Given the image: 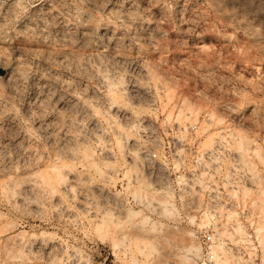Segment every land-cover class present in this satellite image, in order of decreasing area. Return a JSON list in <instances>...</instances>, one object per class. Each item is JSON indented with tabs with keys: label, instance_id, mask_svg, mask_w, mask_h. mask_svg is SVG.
Listing matches in <instances>:
<instances>
[{
	"label": "rangeland",
	"instance_id": "obj_1",
	"mask_svg": "<svg viewBox=\"0 0 264 264\" xmlns=\"http://www.w3.org/2000/svg\"><path fill=\"white\" fill-rule=\"evenodd\" d=\"M149 132L226 145L242 166L212 183L239 205L149 207ZM206 244L264 264V0H0V264H212Z\"/></svg>",
	"mask_w": 264,
	"mask_h": 264
},
{
	"label": "built area",
	"instance_id": "obj_2",
	"mask_svg": "<svg viewBox=\"0 0 264 264\" xmlns=\"http://www.w3.org/2000/svg\"><path fill=\"white\" fill-rule=\"evenodd\" d=\"M195 128V123L188 126L191 133L195 132ZM136 142L140 168L148 178L149 188L155 193L147 200L149 207L172 204L185 212L199 211L205 215L204 222L212 224V208L239 205L237 199L227 191L237 190L233 176L225 186L212 183L214 158H227L226 170L232 175L242 166L226 145L212 147L211 142L208 146H202L195 135L163 136L161 132H149V136ZM210 237L209 233L201 234L204 242H208ZM204 251V257L214 264L215 254L211 252L209 244H206Z\"/></svg>",
	"mask_w": 264,
	"mask_h": 264
},
{
	"label": "bare ground",
	"instance_id": "obj_3",
	"mask_svg": "<svg viewBox=\"0 0 264 264\" xmlns=\"http://www.w3.org/2000/svg\"><path fill=\"white\" fill-rule=\"evenodd\" d=\"M111 89H112V88H111ZM111 91H113V90H111ZM114 92H115V91H114ZM125 132H126V131H125ZM57 156H58V155H57ZM59 156H60V155H59ZM58 164H59V163H58ZM45 165H46V164H45ZM54 166H55V165H54ZM54 166H53V167H54ZM56 166H57V165H56ZM61 166H62V165H61ZM61 166H59V167H61ZM48 167H49V166H48ZM48 167H45V169H47ZM50 168H51V167H50ZM63 168H64V167H63ZM54 169H56V170H57L56 172H59V174H60L61 171L58 170L59 168H54ZM42 172H43V171H42ZM44 173H45V172H44ZM44 173H43V174H44ZM51 174H52V173H51ZM56 174H57V173H56ZM56 174H55V176H56ZM47 175H48V174H47ZM43 176H44V175H41L40 177L43 178ZM52 177H53V176H52ZM58 177H59V176H58ZM45 178H46V177H45ZM59 178H60V177H59ZM35 179H36V178H35ZM58 180H59V179H58ZM38 181H39V180H38ZM42 181H43V179H42ZM44 182H45V181H44ZM39 183H40V182H38V184H39ZM47 183H48V184L50 183L49 185H52V184H53V183L50 182V181L47 182ZM60 183H61V181H60ZM38 184H37V185H38ZM43 185H44V184H43ZM45 185H46V184H45ZM49 185H48V186H49ZM44 187H45V186H44ZM56 187H57V186H56ZM52 188H53V187H51V186L49 187V189H52ZM27 189H28V188H27ZM57 190H58V189H57ZM50 191H51V190H50Z\"/></svg>",
	"mask_w": 264,
	"mask_h": 264
}]
</instances>
